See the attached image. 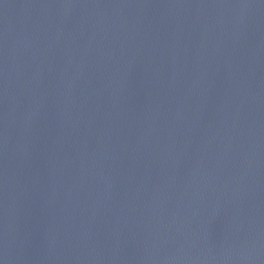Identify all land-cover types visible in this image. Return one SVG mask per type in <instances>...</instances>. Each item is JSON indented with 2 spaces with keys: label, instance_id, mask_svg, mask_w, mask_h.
Masks as SVG:
<instances>
[{
  "label": "water",
  "instance_id": "1",
  "mask_svg": "<svg viewBox=\"0 0 264 264\" xmlns=\"http://www.w3.org/2000/svg\"><path fill=\"white\" fill-rule=\"evenodd\" d=\"M0 264H264V0H0Z\"/></svg>",
  "mask_w": 264,
  "mask_h": 264
}]
</instances>
